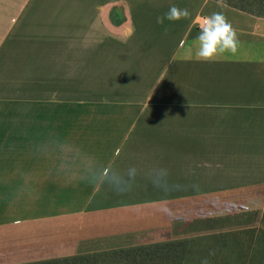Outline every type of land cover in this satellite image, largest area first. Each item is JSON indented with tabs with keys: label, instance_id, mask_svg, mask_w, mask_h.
Returning a JSON list of instances; mask_svg holds the SVG:
<instances>
[{
	"label": "crops",
	"instance_id": "obj_1",
	"mask_svg": "<svg viewBox=\"0 0 264 264\" xmlns=\"http://www.w3.org/2000/svg\"><path fill=\"white\" fill-rule=\"evenodd\" d=\"M187 1L190 18L151 31L164 0H0V264L262 226L264 17ZM214 12L239 48L199 61ZM94 165L141 175L118 195L85 178ZM160 167L168 194L143 177Z\"/></svg>",
	"mask_w": 264,
	"mask_h": 264
},
{
	"label": "rangeland",
	"instance_id": "obj_2",
	"mask_svg": "<svg viewBox=\"0 0 264 264\" xmlns=\"http://www.w3.org/2000/svg\"><path fill=\"white\" fill-rule=\"evenodd\" d=\"M225 2L253 14L264 16V0H225ZM166 3H169L170 7L175 5L180 8L191 9L187 0H164V5ZM167 11L160 9L157 17ZM114 14L119 15V11H112L111 18ZM157 17L150 24L151 31H158L164 25L171 23L165 21L163 25L158 24L156 22ZM150 257H153L152 260L155 261V264H160V262L164 264L165 257H173L175 264H202L204 260H207L208 264H261L262 259H264V220L262 226L257 230L220 237L188 240L162 247L124 251L112 255L88 258L77 263L115 264V262H118V264H136L140 260L141 264H146ZM169 264L174 263L171 261Z\"/></svg>",
	"mask_w": 264,
	"mask_h": 264
},
{
	"label": "clouds",
	"instance_id": "obj_3",
	"mask_svg": "<svg viewBox=\"0 0 264 264\" xmlns=\"http://www.w3.org/2000/svg\"><path fill=\"white\" fill-rule=\"evenodd\" d=\"M218 5L226 6L225 0H217ZM191 17L187 8H180L175 5L171 6L166 13L158 16L156 22L163 25L165 21L179 22ZM194 57L203 62H215L228 54H236L239 48V37L236 29L228 21L222 12H214L210 15L201 17L199 31L194 39ZM190 52L193 49H189ZM141 171L136 167H129L126 170H119L111 165L101 166L94 165L89 168L85 177L91 183L107 185L118 195L130 192L137 181ZM154 188L168 194L176 190L178 185L169 184L168 169L152 168L143 173ZM167 211V209H164ZM202 264H208L204 260Z\"/></svg>",
	"mask_w": 264,
	"mask_h": 264
},
{
	"label": "trees",
	"instance_id": "obj_4",
	"mask_svg": "<svg viewBox=\"0 0 264 264\" xmlns=\"http://www.w3.org/2000/svg\"><path fill=\"white\" fill-rule=\"evenodd\" d=\"M215 1H217V0H215ZM225 3L228 6H231V7L238 8L240 10L246 11L244 9H241V8L237 7V6L231 5L228 2H225ZM162 246H167V244H165V245H156V246H153V247H146V248H154V247H162ZM140 249H144V248H133V249L125 250V251H135V250H140ZM121 252H124V251L103 252V253H95V254H88V255H80V256L52 259V260L41 261V262H36V263H29V264H78L77 263L78 261L85 260V259H88V258H95V257H100V256L112 255V254L121 253ZM152 259H153V257H150L148 259V263H146V264H155V261L152 260ZM171 261L175 264V259L173 257H170V258L169 257H165L164 264H169ZM263 263H264V259H262V261H261V264H263ZM86 264H89V263L86 262ZM115 264H118V262H115ZM130 264H134V263H130ZM136 264H141L140 260H138ZM160 264H163V262H160Z\"/></svg>",
	"mask_w": 264,
	"mask_h": 264
}]
</instances>
